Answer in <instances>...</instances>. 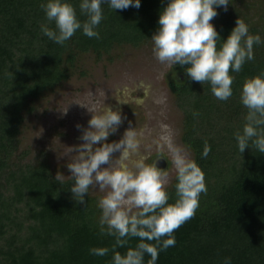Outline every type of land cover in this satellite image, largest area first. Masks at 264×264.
Masks as SVG:
<instances>
[{"label": "trees", "instance_id": "obj_1", "mask_svg": "<svg viewBox=\"0 0 264 264\" xmlns=\"http://www.w3.org/2000/svg\"><path fill=\"white\" fill-rule=\"evenodd\" d=\"M79 12V0H71ZM41 0H0V264H111L114 237L99 231L100 209L85 194L72 198V178L55 180L46 161L22 162L17 154L24 115L34 103L67 80L79 54L100 58L119 46L139 47L150 41L159 11L167 0H141L139 9L102 5L99 38L77 31L63 45L45 36ZM214 24L226 39L237 19L217 9ZM260 23V22H257ZM54 27V23L49 24ZM264 40V24L249 27ZM254 59L231 73L233 95L218 100L208 82L190 80L180 65L172 66L167 85L184 113L182 144L204 172L207 191L195 214L173 235L176 243L160 251L156 264H264V153L246 146L241 154L233 133L247 109L240 103L244 80L264 70V43L254 45ZM209 147L207 156L202 152ZM173 176L166 190L175 199ZM130 237L126 247H134ZM91 247H107L104 256ZM125 248H117L122 254ZM149 257L145 256V262Z\"/></svg>", "mask_w": 264, "mask_h": 264}, {"label": "clouds", "instance_id": "obj_2", "mask_svg": "<svg viewBox=\"0 0 264 264\" xmlns=\"http://www.w3.org/2000/svg\"><path fill=\"white\" fill-rule=\"evenodd\" d=\"M105 3L113 10L141 6V0H79L80 15L85 17L81 20L71 0H41L47 22L40 30L60 45L78 30L99 38L96 28L104 18ZM230 4V0H167L150 38L159 62L178 64L190 80L208 82L212 94L221 101L233 95L231 73L254 59V45L264 43L239 17L227 38H221L211 21L218 15L217 9L227 11ZM142 87L147 98L151 85L143 83ZM239 99L247 113L242 127L233 133L238 150L242 154L246 146H255L264 153V70L244 80ZM92 113L87 127L76 125L81 129L82 143L72 146L76 154L66 165L72 178V198L86 205L85 194L91 186L106 190L97 203L101 210L98 223L101 234L115 239L111 264H156L159 252L175 245L174 231L195 214L200 194L207 191L204 172L176 148L171 158L176 172L175 199L170 202L165 188L167 169L159 168L156 160L150 161V155L141 150L143 130L130 126L119 140L109 143L108 137L126 117L106 104ZM209 150L205 146L202 155L207 156ZM64 177L57 173L55 180L62 182ZM130 237L139 238L134 247H126ZM125 247L123 254L115 250ZM89 252L104 256L109 249L91 247ZM146 255L149 259L145 262ZM223 264H231V257H224Z\"/></svg>", "mask_w": 264, "mask_h": 264}, {"label": "rangeland", "instance_id": "obj_3", "mask_svg": "<svg viewBox=\"0 0 264 264\" xmlns=\"http://www.w3.org/2000/svg\"><path fill=\"white\" fill-rule=\"evenodd\" d=\"M230 3L228 11L249 27L264 24V0H230ZM152 47L150 40L136 48L116 47L100 58L92 53L79 54L70 77L46 92L34 103V111L24 115L17 150L22 162L44 160L52 175L61 173L65 176L63 180L68 179L71 173L66 165L76 154L71 148L82 143L81 129L76 125L87 127L92 112H98L106 104L126 117L110 137L117 141L126 128L135 126L143 130L141 150L150 155V161L160 152L165 155L166 188L176 173L171 164L173 151L180 148L190 158L192 153L181 140L184 113L167 85L168 77L176 75L170 74L173 65L159 62ZM143 83L151 85L147 98ZM111 141L108 137L107 142ZM105 191L93 185L88 195L97 205Z\"/></svg>", "mask_w": 264, "mask_h": 264}, {"label": "water", "instance_id": "obj_4", "mask_svg": "<svg viewBox=\"0 0 264 264\" xmlns=\"http://www.w3.org/2000/svg\"><path fill=\"white\" fill-rule=\"evenodd\" d=\"M157 162V166L161 169H164L166 167L167 161L163 157H157L155 158Z\"/></svg>", "mask_w": 264, "mask_h": 264}, {"label": "flooded vegetation", "instance_id": "obj_5", "mask_svg": "<svg viewBox=\"0 0 264 264\" xmlns=\"http://www.w3.org/2000/svg\"><path fill=\"white\" fill-rule=\"evenodd\" d=\"M109 138H111L112 141H115L114 138H112V137H110V136H109ZM112 141H111V142H112ZM157 157H163V158H164L165 155H164L163 153L160 152L159 154H156L151 160H154V159L157 158ZM165 160H166V159H165Z\"/></svg>", "mask_w": 264, "mask_h": 264}]
</instances>
